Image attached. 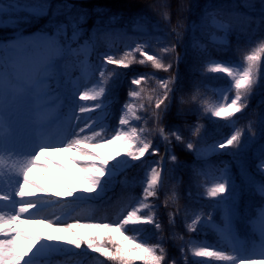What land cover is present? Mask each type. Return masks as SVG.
<instances>
[{
    "label": "snow or ice",
    "instance_id": "1",
    "mask_svg": "<svg viewBox=\"0 0 264 264\" xmlns=\"http://www.w3.org/2000/svg\"><path fill=\"white\" fill-rule=\"evenodd\" d=\"M49 8L47 0L35 2L0 0V27L10 26L14 33L6 40H0V264H34V257L48 252L65 251L69 246L74 249L86 246L88 250L99 253L114 264L138 262L168 264L162 244H150L142 234V226L145 224H151L157 230L161 229V224L152 211L154 205L147 201L156 197L157 191L165 184V173L168 170L163 167V157L146 169L141 178L142 196L135 206L113 223L80 224L77 221L74 224L56 227V231L61 234L49 235L45 239L32 232L29 227L31 220L25 217L43 216V209L47 205L58 202L53 200V196L87 200L95 194L98 198L109 190L111 182L124 167L143 161L146 155L159 154V148L148 138L153 132L168 144H171L173 139L183 144L197 160H206L211 154H228L235 160L242 159L257 138H264V114L258 118L257 131H253L254 123L249 122L247 128L249 135L246 138L245 129L234 128L230 135L210 144H200L192 139L186 141L178 125L169 131L163 124L164 118L171 110L176 77L159 79L158 90H152L155 93L154 97L147 96L146 107L145 96L140 86L147 77L138 74L131 79L130 84L137 86L139 90L129 88V99L122 105L118 124L109 132L104 120L110 115V105L107 101L111 98L113 88L119 79L120 73L117 69L128 68L134 62L142 65L150 62L155 69L168 72L172 68V63H165L164 60L173 54L177 60L179 59L176 48L182 36L180 29L184 27V23L178 19L172 29L175 40L158 48L155 55L145 50L149 47L147 43H135V47L124 52L122 56L103 53L98 57L97 63H90L88 55L95 47L96 38L90 37L82 44L78 43L77 39L80 33L79 24L84 21L85 14L70 21L71 38L67 34L68 24H57L54 29L41 30L39 34L27 32L25 26L47 13ZM162 15L168 20L167 11ZM203 19L210 20L215 32L223 33V36L217 37L214 32L211 42L223 45L226 43L227 34L237 26L234 22L241 18L233 13L213 8L203 13ZM73 44L77 46L73 47ZM199 47L206 52L204 45ZM137 53L142 57L138 61ZM206 54L211 56L210 53ZM68 58H71V64L61 67L60 61ZM262 60L264 40H261L258 47L244 55L241 63L211 60L208 71L224 74L229 78V87L223 93L225 102L213 105L203 100L200 103L203 112L231 123L237 113L247 108L249 98L255 90L264 88ZM108 65L116 67L108 70ZM70 69H78L81 75L73 79ZM61 76L65 78L63 99L67 102L68 111L66 126L60 138L54 140L44 129L52 100H60L61 97L59 94L53 95L49 81L56 80L57 88H60ZM232 91L234 96L228 102L227 93ZM102 97L104 99H101ZM200 100L201 93L197 87L187 100L181 97L179 103L183 105ZM78 102L92 103L85 105ZM76 107L78 113L74 111ZM97 110L101 113L99 121L96 118H89L81 126V114ZM141 110L151 111L156 123L155 129L133 126V121L143 119L138 115ZM185 111L178 107L175 116L179 118ZM202 127L200 124L189 125L194 137L200 136ZM93 148L99 149L100 152L94 151ZM54 151L71 153L73 163L81 169L83 183L72 178L69 170L53 159L50 153ZM169 159L172 162L177 161L176 155L171 153ZM45 161L57 164L69 177L70 184H65ZM37 166L52 178L60 191L50 194L48 189L30 178L31 169ZM255 167V174H249L247 169L243 172V179L249 190L259 193L262 198L258 217L251 221L260 238L258 247L254 246L252 250L237 240L231 227L236 215L238 189L228 163H223L222 167H215L210 171L193 169L195 177L211 175V187L205 186L204 195L211 198L215 205L224 206L226 227L223 233L225 239L232 242L231 250L236 254L229 255L226 251L216 250L212 246L197 247L193 249V256L204 259L196 261V264H212L213 258L229 264H264V144L259 148ZM256 175L261 179L257 180ZM144 209L149 210L148 214H141ZM174 215L169 213L170 223L173 222ZM211 221V213L206 218L200 213L195 215L186 227L190 232H195L198 225ZM36 222L47 224L49 227L55 224L48 219ZM80 227L93 231L89 235H84L77 231ZM130 231L133 234L130 235ZM21 239L26 241V246H21ZM253 255H259L261 259H253ZM171 264H175V261Z\"/></svg>",
    "mask_w": 264,
    "mask_h": 264
},
{
    "label": "trees",
    "instance_id": "2",
    "mask_svg": "<svg viewBox=\"0 0 264 264\" xmlns=\"http://www.w3.org/2000/svg\"><path fill=\"white\" fill-rule=\"evenodd\" d=\"M47 2L50 4L48 12L33 19L25 28L27 30L31 28L52 29L64 20L66 13L85 14L81 34L88 39L93 36L96 38L95 47L89 57L90 63H97L98 57L103 53L122 56L124 52L134 48L135 43H147L149 47L145 50L155 55L158 48L175 40L172 29L176 26L178 19L183 21L184 27L180 29L182 36L176 48L179 59L177 60L176 55L173 54L164 60L165 63H172V68L168 72L155 69L150 62L143 65L134 62L128 68L117 69L120 73L119 79L113 88L111 98L107 101L110 105V115L106 118L111 124L117 126L122 105L129 99V88L137 89V86L131 85L130 81L138 74H144L147 77L140 86L143 89L146 107L147 96L154 97L155 93L152 90H158L157 81L161 78L167 79L169 76L176 77L171 110L164 118L163 124L169 131L178 125L186 141L192 139L200 144H210L221 140L229 135L233 123L253 116L264 106V88H257L249 98L247 108L237 113L231 123L205 114L200 107L203 100H207L210 104L215 102L229 87V78L224 74L208 71V64L211 60L228 61L231 64L241 63L242 57L258 47L261 40H264V0H47ZM213 8L233 13L241 18L234 22L237 26L227 34L226 43L223 45L211 42L215 30L211 27L210 20L203 19V13ZM165 11L169 14L168 20L163 18L162 13ZM9 30H11L10 26L0 27V34ZM215 35L221 37L223 33L215 32ZM200 45H204L206 52L199 47ZM206 53H210L211 56L209 57ZM136 58L138 61L142 57L137 53ZM261 64L264 66V60ZM115 67L114 65L107 66L108 70ZM197 87L201 93V100L181 105L180 98L187 100ZM178 107L186 110L185 114L179 118L175 116ZM189 109L191 111H187ZM138 115H141L143 119L133 121V126L155 129L156 123L150 110L147 112L141 110ZM145 121H147L146 125ZM196 124L203 125L198 137H194L189 128V125ZM148 138L153 141L154 146L159 148V151L166 148L168 153L176 155L177 161L170 163L165 173L166 181L163 188L157 191L156 197L149 198L147 201L154 205L152 211L155 212L161 229L157 230L153 225L145 224L142 226V234L150 244H162L168 264L172 261H175V264H196V261L202 258L193 256L191 241L202 238H209L215 242L219 240L216 228L221 221V209L224 206L218 205L216 217H212L210 223L198 225L195 232L187 229L186 224L191 222L199 209L203 208L205 211L204 218L208 216L209 205L207 203L211 199L204 195L205 186L211 187V175L195 177L193 169L201 168L210 171L212 168L222 167L223 163L230 165L233 157L228 154H211L206 160H197L191 151L174 139L171 144H168L155 132ZM156 156L146 155L143 161L124 167L111 182L108 191L98 198L92 194L90 200L99 205L100 211H110L119 200L131 193H136L139 200L142 196L141 178L146 169L156 162ZM81 176L75 170L72 178L83 183ZM172 182L177 183L175 197H173ZM261 202L262 198L259 193L254 190L248 193L243 191L239 209L242 212H248L251 217L256 214V209ZM148 211L144 209L141 214H148ZM169 213L175 214L171 223ZM102 223L113 222L104 221ZM237 228L242 235L246 236L245 247H256L257 240L252 225L242 227L239 223ZM161 230L165 231L166 235L162 234ZM92 231L85 227L79 230L84 235H89ZM129 234H133L132 231ZM218 243L223 244L221 241ZM82 254H97L101 258L100 264H114L113 261L107 260L99 253L88 250L86 246L81 249L69 246L67 250L60 251V258L72 259ZM56 257L58 256L55 252H48L41 256L43 260H52Z\"/></svg>",
    "mask_w": 264,
    "mask_h": 264
},
{
    "label": "rangeland",
    "instance_id": "3",
    "mask_svg": "<svg viewBox=\"0 0 264 264\" xmlns=\"http://www.w3.org/2000/svg\"><path fill=\"white\" fill-rule=\"evenodd\" d=\"M72 18L73 17L70 16L69 21L67 23H62V24H68L67 34H68L69 38H71V35H72V27H71V23H70ZM39 32L40 31H33V32H29V33L39 34ZM6 34L7 33L1 34L0 40H6L7 39ZM77 39H78V43H80V44H82L85 40V39H82L80 37V33H79V36ZM76 46H77L76 44H73V47H76ZM63 63H64L63 60H61L60 61L61 67L63 66ZM78 72L76 75H74L72 77L73 79H75L76 77H79L81 75L79 70H78ZM60 85H61V87L57 88V81L56 80L49 81V87L52 89L53 95L55 96L56 94H59L61 97L60 100H56V99L52 100L50 111L47 114V124L45 126L44 131L47 135H49L51 137H52V134H54L52 132L55 131L56 123L58 124V126L62 125L63 127H64V124L66 123V115H67L68 109L66 107L67 102L63 99V97H64V86L61 84V78H60ZM227 95L229 97L228 102H230V98L234 95L233 94H227ZM223 102H225V101H224L223 96H221L215 103H213V105H216L218 103H223ZM78 103H83L85 105H88V104H91L92 102H78ZM74 111H76L78 113V107L74 108ZM262 114H264V107H261L259 110H257L255 112V114L252 117H250L246 120H237L235 123H233L234 127L232 125V128L230 130L229 135L234 130V128H241V129H245L244 136L246 138L249 135V133L247 132L249 122L254 123L253 131H257L259 128L258 118ZM100 117H101V113L99 110L92 112V113L81 114V126H83V123L87 122V119H89V118H96L99 121ZM104 123H106L105 120H104ZM55 134H58V132H55ZM262 144H264V138H257L250 145V148L246 152L245 156L239 160L233 159V166L230 167L232 175H233V170L238 173V177H236V175H233V179L236 180L237 182H239L238 180L240 178V181H242L243 185L246 188H248V187H247V185L243 179L244 169H247L249 174H255L256 173V167L255 166L257 164V156H258L259 148ZM93 150L97 151L98 149L93 148ZM50 155L53 157V159L55 161H58L59 163L63 164L69 170V172L71 174H72L75 167H77L78 171L81 173L80 167L78 165H76L75 163H73V161L71 159V153L70 152L54 151V152H51ZM163 160H167V162H168V159L163 158ZM45 163H48L49 167L59 176V178L61 180H63L65 184H68L69 177L65 175V173L60 169V167L57 164L49 163L47 161H45ZM29 176L36 183H38L42 187L48 189L50 194H54L53 191H56V192L60 191V189L54 183L52 178L49 175H47L45 173V171L43 169H41L39 166L32 168L30 173H29ZM53 200L54 201L59 200L58 202H60V204H62L63 206H65L68 209H69V206H70V208H72L74 206V204H78L77 199H75L74 197L56 198L53 196ZM58 202L47 205L43 209V212H44L43 216L25 217L26 219L31 220V224L29 225V227L32 230V232L39 234L41 237L46 239L49 235H60L61 234V233H58L56 231V227H63V226H66L67 224H74L77 221H79L80 224H87V223H91L93 221L91 212L89 211V208H87L86 206H83V205H80L79 209H73V211L67 215L65 214L63 216H60V214H61L60 210H58V209L54 210V206L57 205ZM215 209H216V205L214 204V201H213L211 204L210 213L213 214ZM258 213H259V210H258L257 215L254 219H256L258 217ZM224 216H225L224 221L220 225L219 236L224 238V240L227 242L228 246L230 248H232V242L225 239L224 233H223V230L226 227L225 209H224ZM238 217H239V212L237 210V201H236V215L233 218L231 227H232L233 233L235 234L237 240L242 244V238H241V236H239L236 233V230L234 228V221ZM41 219L51 220V221L55 222V224H54V226L49 227L47 224L36 222L37 220H41ZM256 233L259 236L258 232H256ZM20 244H21V246H26V241L21 239ZM202 246H212L216 250H223L222 248H219L218 246H216L212 242L204 241V240L196 241L193 244V246H191V247L193 250L197 247H202ZM228 254L229 255H236L234 252H232L231 249H230ZM253 259H261V257L259 255H253ZM34 264H39L36 259H34ZM212 264H229V262L218 261V260H215V258H213Z\"/></svg>",
    "mask_w": 264,
    "mask_h": 264
}]
</instances>
